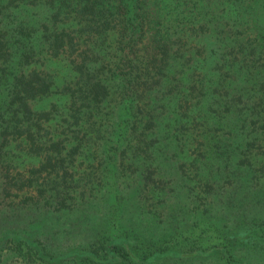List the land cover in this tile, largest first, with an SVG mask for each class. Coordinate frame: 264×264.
Listing matches in <instances>:
<instances>
[{
	"label": "trees",
	"instance_id": "obj_1",
	"mask_svg": "<svg viewBox=\"0 0 264 264\" xmlns=\"http://www.w3.org/2000/svg\"><path fill=\"white\" fill-rule=\"evenodd\" d=\"M263 136L264 0H0V261L264 264Z\"/></svg>",
	"mask_w": 264,
	"mask_h": 264
},
{
	"label": "rangeland",
	"instance_id": "obj_2",
	"mask_svg": "<svg viewBox=\"0 0 264 264\" xmlns=\"http://www.w3.org/2000/svg\"><path fill=\"white\" fill-rule=\"evenodd\" d=\"M261 145H262V148H261V150H260V152H258V157L262 160V162L264 163V155H263V152H264V136H263V139H261ZM256 152V150H253V153H255ZM1 189V188H0ZM2 202V204L0 205V210L2 209V210H4V209H6V208H8V207H4V203H5V201L0 197V203ZM0 219H2V216L0 215ZM11 236V235H10ZM12 237V236H11ZM2 238H4V236L2 237ZM8 239V237H6L5 239H3L4 241H3V243L5 244V242H6V240ZM181 241V240H180ZM117 242H120V240H118L117 239ZM124 244H127V243H124ZM199 244H196V245H192L193 246V249H191V245H187V247L185 248L184 247V243H182L181 242V246L178 248L179 249V253L178 254H181V253H183V252H185V251H192V250H195L196 249V247L198 246ZM5 246V245H4ZM61 250V249H60ZM73 251V253H76V250H72ZM65 253H66V251H65ZM2 254H7V255H4L3 257H2V260L0 261V264H22V263H20V261L19 260H17L15 263H14V257L9 253V251L7 250V248H6V246H5V249H4V252H2ZM16 259V258H15ZM193 264H202V263H200V262H198V263H193Z\"/></svg>",
	"mask_w": 264,
	"mask_h": 264
}]
</instances>
